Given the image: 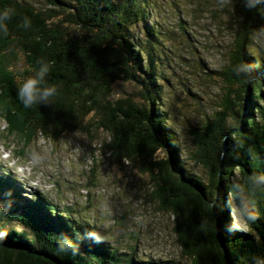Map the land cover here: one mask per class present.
<instances>
[{"label": "trees", "instance_id": "1", "mask_svg": "<svg viewBox=\"0 0 264 264\" xmlns=\"http://www.w3.org/2000/svg\"><path fill=\"white\" fill-rule=\"evenodd\" d=\"M47 2L51 8L37 10L0 0V10H12L7 35L0 34V116L8 133L57 141L65 133L101 129L107 163L135 167L148 181L145 200L172 217L180 259L264 264V62L250 49L264 19L262 2L247 0L246 7L238 0L241 22L217 72L227 87L210 116L185 131L187 158L200 174L185 167L176 134L165 126L167 113L159 109L158 27L150 17L155 0ZM19 60L25 66L17 71ZM38 61L49 65L46 79L56 94L47 105L25 108L16 89ZM240 66L247 70L236 71ZM126 83L135 94L114 96V87ZM2 173L0 167V264H181L119 254L86 218L36 194L21 197ZM237 204L254 217L240 222L245 231L228 230Z\"/></svg>", "mask_w": 264, "mask_h": 264}, {"label": "rangeland", "instance_id": "2", "mask_svg": "<svg viewBox=\"0 0 264 264\" xmlns=\"http://www.w3.org/2000/svg\"><path fill=\"white\" fill-rule=\"evenodd\" d=\"M20 1L37 10L51 8L47 0ZM238 9V0H155L150 14L158 27L159 109L167 113L165 126L176 134L185 167L198 174L199 167L187 158L191 144L185 131L210 116L227 87L217 72L227 62L233 34L241 22ZM256 29L250 49L264 62V19ZM24 66L19 60L13 69ZM128 94H135L132 85L114 87V96ZM26 140L8 133L0 116L1 176L15 181L21 197L30 200L36 194L60 210L69 209L76 218H86L119 254L133 252L135 258L188 264L180 259L172 217L159 213L145 200L147 179L128 163L109 164L105 160L107 154L101 145L107 135L101 129L65 133L57 141L30 132ZM24 142L28 145L19 154ZM5 152L8 157L3 156ZM230 225L238 231L246 229L236 216H230ZM8 227L22 228L15 223Z\"/></svg>", "mask_w": 264, "mask_h": 264}, {"label": "clouds", "instance_id": "3", "mask_svg": "<svg viewBox=\"0 0 264 264\" xmlns=\"http://www.w3.org/2000/svg\"><path fill=\"white\" fill-rule=\"evenodd\" d=\"M258 2H264V0H258ZM245 6L248 7L247 0L245 2ZM12 14V10L9 8H4L0 10V34L7 35V21L10 19ZM29 26V21L27 18L23 21V27L27 28ZM38 66L34 69L33 74L27 77H24L20 82H18V86L16 89V98L25 108H29L34 104H45L47 105L51 98L56 94V86L49 84L46 77L49 71V65L42 61L37 62ZM245 66H240L236 69V71H246ZM234 213L236 218L240 222H248L254 219L250 215L249 208L237 204L234 206ZM228 230L231 231L232 226H228Z\"/></svg>", "mask_w": 264, "mask_h": 264}]
</instances>
